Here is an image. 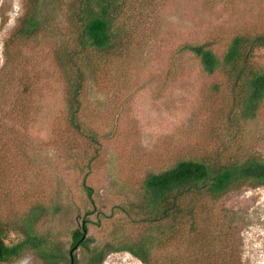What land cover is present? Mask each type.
Listing matches in <instances>:
<instances>
[{
	"label": "rangeland",
	"instance_id": "obj_1",
	"mask_svg": "<svg viewBox=\"0 0 264 264\" xmlns=\"http://www.w3.org/2000/svg\"><path fill=\"white\" fill-rule=\"evenodd\" d=\"M26 2L0 0V153L11 162L1 190L5 207L11 204L13 209L14 203L31 196L47 200L53 185L61 188L70 204L52 229L63 249L68 247L71 230L84 218L87 237L92 238L87 248L74 251L77 264H86L87 251L107 239V223L96 212L106 213L113 197L134 193L128 181L186 158L216 155L222 161L264 160V106L258 120L225 138L219 130H228L229 124L222 111L231 102H208L206 97L211 83L221 85L223 80L206 78L191 54L179 52L185 44L203 42H214V49L221 52L236 33L264 26V0L119 2L116 24L129 39V51L116 60L99 87L86 81L81 95L84 121L106 138L98 145L88 139L77 143L76 136L66 131L61 86L51 61L56 58L52 46L70 39L78 27L71 13L79 0H39L36 14L47 30L33 42L6 45ZM254 60L264 69V47L254 51ZM24 80L30 90L27 114L11 116L13 102H23L19 94ZM67 133L72 141L65 143L62 138ZM80 152L84 157L98 153V172L88 179L95 202L90 215H84L92 206L79 188L81 174H75L74 166L86 160ZM197 218L202 240L190 251L169 248L162 257L175 258L174 264H264V186L231 191L208 203ZM18 239L14 232L6 235L8 244ZM3 264L46 262L26 251ZM101 264L142 263L118 252L108 254Z\"/></svg>",
	"mask_w": 264,
	"mask_h": 264
},
{
	"label": "trees",
	"instance_id": "obj_2",
	"mask_svg": "<svg viewBox=\"0 0 264 264\" xmlns=\"http://www.w3.org/2000/svg\"><path fill=\"white\" fill-rule=\"evenodd\" d=\"M38 1L27 0L25 12L6 45L33 42L41 31L47 30L36 14ZM121 1L79 0L77 10L71 13L77 29H73L70 39H64L51 48V54L56 56L51 61L61 86L66 131L75 135L80 144L87 139L97 145L106 140L104 134L91 131L84 121L81 95L86 81L99 87L101 79L110 72L116 60L123 59L129 51V39L116 24ZM213 43L185 44L179 52L191 54L206 78L218 76L223 80L221 85L212 82L206 97L208 102H231L228 109L223 107L222 111L226 113L228 130H219L225 133V138H230L244 126L258 120L264 106V69L254 60V51L264 47V26L236 33L227 40L221 52L214 49ZM29 96L28 81L24 80L19 94L23 102H13L11 116L27 114ZM220 113L217 119L221 117ZM68 133L62 138L65 143L72 141L68 139ZM71 150L68 149L70 163L73 161ZM97 154L85 157L84 153L79 154L86 160L83 165L74 166L75 174H81L79 188L92 206L84 215L93 213L95 207L93 187L88 185V179L92 172H98L95 168ZM9 164V158L0 153V264L17 259L26 251L46 264H69L70 250L76 245L77 248H87V243L92 241L87 237V218L71 230L68 247L63 249L52 224L70 204L64 191L53 185V192L47 200L31 196L28 200L14 203L13 209L11 204L5 207L7 200L1 189ZM128 176H125L126 180ZM128 182L134 193L113 197L106 213L102 210L96 212L99 220L107 223V239L93 250H86V264H101L108 254L118 252L129 253L142 264H174L175 258L161 255L169 248L190 251L202 240L203 231L197 217L200 210H207L208 203L217 202L241 187L264 186V160L248 157L222 161L216 155L186 158ZM222 229L219 228V232ZM83 230H86V237L80 241ZM10 232L19 236L18 241L12 244L6 243V235ZM199 253H202L201 248ZM73 258L77 264L75 252Z\"/></svg>",
	"mask_w": 264,
	"mask_h": 264
},
{
	"label": "water",
	"instance_id": "obj_3",
	"mask_svg": "<svg viewBox=\"0 0 264 264\" xmlns=\"http://www.w3.org/2000/svg\"><path fill=\"white\" fill-rule=\"evenodd\" d=\"M85 237H86V230H83V235H82L80 241H83V240L85 239ZM76 249H77V245L74 246V247L70 250V252H69V258H70L69 264H74L73 252H74Z\"/></svg>",
	"mask_w": 264,
	"mask_h": 264
}]
</instances>
